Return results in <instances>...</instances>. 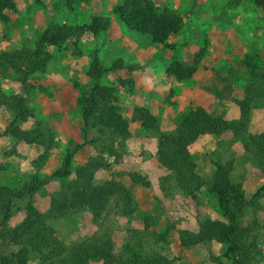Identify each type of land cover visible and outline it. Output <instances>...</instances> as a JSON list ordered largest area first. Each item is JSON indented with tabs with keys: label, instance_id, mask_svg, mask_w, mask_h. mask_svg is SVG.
I'll return each instance as SVG.
<instances>
[{
	"label": "rangeland",
	"instance_id": "rangeland-1",
	"mask_svg": "<svg viewBox=\"0 0 264 264\" xmlns=\"http://www.w3.org/2000/svg\"><path fill=\"white\" fill-rule=\"evenodd\" d=\"M58 0H17L4 9L5 20H0V52L11 51L20 44L32 45L40 31L50 21L86 23L93 13L108 16L115 28L109 26L95 36L84 33L74 43L48 46L50 58L41 71L33 72L25 85L17 74L0 66V89L6 93L26 95L33 115L15 124L29 130L39 121V130L51 139V146L41 158L43 145L17 139L11 134H0V162L4 169L0 181L17 187L30 174L47 175L61 162L66 151L72 150L71 162L77 165L93 153V135L81 130L80 94L91 84L86 74L93 53L106 68L100 81L117 85V104L128 123L129 134L124 138L118 155L104 153L108 164L96 169L98 181L111 179L124 185L131 193L134 210L122 219L108 220L115 240L114 250L123 242L126 229H141L149 217V229L165 232V240L158 243L161 252L171 264H233L223 255L224 244L210 240L206 243L184 246L177 241L180 229H191L196 219L212 217L223 220L215 197L199 181L209 179L212 160L231 159L230 176L239 182L245 193H252L263 181V174L238 139L231 136L205 134L190 146L193 166H184L181 177L193 187L194 197L181 188L163 182L164 168L155 161L154 149L158 132L172 131L180 113L190 106L201 105L208 112L224 117L237 116L234 98L243 96L248 81V68L243 61L251 58L264 64V9L251 0H152L158 11H173L182 17L175 34L162 43L153 42L147 35L127 29L111 11L118 0H78L72 9ZM111 25V24H110ZM123 65L110 69L116 58ZM172 60L184 65L194 64L195 72L184 79H176L165 72ZM120 78V80H118ZM133 105L147 107L156 116V127L148 128L131 122L129 109ZM13 113L0 106V131ZM264 127V101L254 99L247 128L257 132ZM86 134V136H85ZM83 141L76 146L78 142ZM59 184L50 177L32 195V203L45 209L49 197ZM255 217L264 223V195L245 205L244 220ZM67 229L62 236L68 241H79L98 230L87 210H79L67 217ZM21 212L8 218L9 229L19 226ZM168 227V228H167ZM264 227H262V230ZM259 257L251 264H264V234L258 238ZM37 261V260H36ZM39 263V261H38ZM30 264H36L30 258ZM88 264H99L96 257Z\"/></svg>",
	"mask_w": 264,
	"mask_h": 264
},
{
	"label": "trees",
	"instance_id": "trees-1",
	"mask_svg": "<svg viewBox=\"0 0 264 264\" xmlns=\"http://www.w3.org/2000/svg\"><path fill=\"white\" fill-rule=\"evenodd\" d=\"M75 1L78 0L57 2L72 9ZM251 1L264 9V0ZM16 2L0 0V20L6 19L4 9ZM111 11L127 29L147 35L151 41L158 43L175 34L182 23L180 15L173 11H158L152 0H118L112 3ZM110 23L108 16L96 13L91 14L86 23L50 21L37 32L32 45L23 43L11 51H1L0 66L15 72L21 85H25L33 72L45 68L50 58L48 46H60L70 39L74 43L84 33L95 36ZM243 63L249 75L242 89L243 96L233 99L237 107L236 117L210 113L201 105L190 106L180 113L172 131L157 133L154 149L155 161L165 170L163 182L169 186L173 180L175 186L191 197L195 196L193 187L183 180L180 173L182 167L195 164L190 146L205 134L228 135L238 139L241 149L259 167L263 181L247 195L241 184L231 179L233 161L213 159L209 179L197 184H204L215 197L223 220L197 218L194 228H182L176 236L178 243L184 246L210 240L224 244L223 255L233 264H251L256 261L260 254L258 238L264 234V223L255 217L243 219L245 205H250L257 196L264 195V127L257 132L247 128L252 102L256 98L264 101V64L260 65L251 58ZM122 65L118 57L110 69ZM195 69L194 64L184 65L179 60H172L165 72L176 79H184L192 76ZM105 70L93 53L86 73L91 84L80 94L81 130L93 132L86 139L92 143L93 153L85 161L73 165L71 156L74 148L66 151L60 164L47 175L38 177L34 172L17 187H10L0 181V264H30V258L38 260V264H88L94 257L99 264H171V259L158 247V243L165 240L166 233L158 231L156 227L149 229V217L144 218L141 229H126L124 241L114 250L115 240L111 236L112 226L108 220L124 218L133 212L134 205L132 195L124 185L111 179L98 181L95 177L96 169L108 164L104 153L118 155L124 138L129 134L128 123L117 104V85L100 81ZM0 106L13 113L0 134H11L17 139L43 145L40 157L44 158L52 143L50 137L39 130V121L36 120L29 130L15 124V119L24 120L33 115L26 95L6 93L0 89ZM129 119L142 127H156V116L142 105H133L129 109ZM81 143L83 141L76 146ZM3 169L4 165L0 162V173ZM50 177H57L59 184L49 197L47 207L39 209L32 203V195ZM79 210L88 211L90 221L98 230L79 241H68L57 235L49 222L50 218L67 217ZM14 212H21L20 223L17 228L9 229L6 222Z\"/></svg>",
	"mask_w": 264,
	"mask_h": 264
},
{
	"label": "crops",
	"instance_id": "crops-1",
	"mask_svg": "<svg viewBox=\"0 0 264 264\" xmlns=\"http://www.w3.org/2000/svg\"><path fill=\"white\" fill-rule=\"evenodd\" d=\"M179 0H170V5H174L176 4V2H178ZM111 25H109L110 28H115V23H110ZM51 226L54 228L55 233L59 236H61L62 238H64L62 236V233L64 232V228L65 230L68 228L67 227V221H62L59 217H54V218H50L49 220ZM65 239V238H64ZM35 263L38 264V260H35Z\"/></svg>",
	"mask_w": 264,
	"mask_h": 264
}]
</instances>
